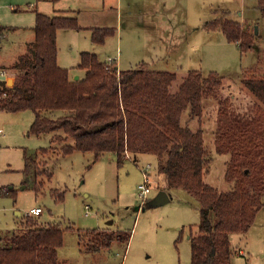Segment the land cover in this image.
I'll return each mask as SVG.
<instances>
[{
  "label": "rangeland",
  "instance_id": "rangeland-1",
  "mask_svg": "<svg viewBox=\"0 0 264 264\" xmlns=\"http://www.w3.org/2000/svg\"><path fill=\"white\" fill-rule=\"evenodd\" d=\"M6 1L19 7L22 17L32 16L35 21L34 7L29 10L26 5L28 8L23 10L20 6L27 0ZM257 3L258 0H42L41 7L49 16L55 10L73 11L78 19L80 29L57 33L58 64L68 69L74 79L85 76V71L77 67L83 52L94 53L103 62L115 59L122 70L145 64L150 70L174 72L177 79L172 93L179 91L190 71L205 75L215 72L224 77L221 100L235 93V101L229 102L232 110L246 114L259 102L241 84V74L253 71V76L264 77V17ZM223 10L248 31L255 30L256 50L242 55L238 45L228 42L222 31L204 27ZM31 22L24 20V26L13 27L18 32L0 38V72L7 78L14 79L9 68L34 41L33 31L28 30ZM97 28L112 29L114 33L104 43L96 44L92 35ZM218 110L219 105H209L200 119L193 120L188 119L186 111L182 123L193 130L205 129L212 157L205 182L219 191H228L232 188L225 180L229 157L216 153L210 135L219 124ZM61 115L63 111L50 113L52 118ZM34 118L30 110L0 111V192L14 190L13 194L0 193V234L17 230L25 215L40 207L43 213L38 219L42 224L54 222L64 230V244L58 249L63 264H192L190 227L197 233L199 203L183 189H168L165 176L157 172L155 155L130 154L119 165L112 153L95 162L90 152H56L47 160L49 176L42 178L43 184L36 191L31 182L25 183V153L33 156L37 150L50 147L54 134H29ZM144 173L149 175L150 194L142 201L138 185L144 181ZM54 191L63 192L64 198L56 199ZM161 191L171 195L170 202L149 205ZM91 230L129 235V240L119 238L109 246L92 248L97 241L87 233ZM230 241L234 251L231 264H264V209L248 233H232Z\"/></svg>",
  "mask_w": 264,
  "mask_h": 264
},
{
  "label": "trees",
  "instance_id": "trees-1",
  "mask_svg": "<svg viewBox=\"0 0 264 264\" xmlns=\"http://www.w3.org/2000/svg\"><path fill=\"white\" fill-rule=\"evenodd\" d=\"M257 8L264 17V0H258ZM34 12V41L9 68L14 84L0 85V111L30 110L35 118L29 134H54L50 147L33 156L25 153V183L31 182L38 191L42 178L51 171L47 160L56 152H90L95 162L112 153L119 165L130 154L155 155L157 172L165 176L168 189H183L199 203L197 233L190 227L192 264H231L230 234L248 233L264 209V77L253 76V71L241 74V84L259 102L246 114L232 110L229 102L235 101V93L221 100L224 77L215 72L190 71L179 91L172 93L177 79L174 72L150 70L145 64L122 70L116 63L83 52L77 67L85 76L75 80L58 64L57 33L80 29L77 17ZM204 27L222 31L242 55L258 47L255 30L250 32L229 18L226 10L206 21ZM15 29L0 26V38ZM113 33L112 29L97 28L92 40L102 44ZM209 105H219V124L210 135L216 153L229 157L225 180L232 188L228 191L205 182L206 167L212 160L205 129L193 130L182 123L186 111L189 120L200 119ZM54 111L64 115L52 118ZM52 195L64 198L60 191ZM87 233L97 241L92 248L109 246L119 238L129 240V235L121 233ZM63 244L60 226L54 222L45 225L38 217L25 215L17 230L0 234V264H63L58 255Z\"/></svg>",
  "mask_w": 264,
  "mask_h": 264
},
{
  "label": "crops",
  "instance_id": "crops-1",
  "mask_svg": "<svg viewBox=\"0 0 264 264\" xmlns=\"http://www.w3.org/2000/svg\"><path fill=\"white\" fill-rule=\"evenodd\" d=\"M27 1L28 2L21 1V3H20V6L23 7V10H25L26 9L25 6L28 5L29 10H30V7H34L36 11L40 10L44 14L48 13L47 10H44L41 7L42 0H27ZM20 11H21V9L19 7H17V9H16V7H13V5H9V2H7L6 0H0V26H3V27H14V26H19V25L24 26V20H27V19L30 21L33 20V22H31L29 24L30 29H28V30H30V31L32 30L34 33L33 28H34L35 23H36V13L34 12V14H35V21H34V17H32V16H28V18L27 17L24 18L25 16L22 17V15L19 14ZM58 14L75 15L73 11L71 13L70 11L55 10V13L53 15H50V16H54V15H58ZM18 31L19 30L16 28L13 31H11V30L7 31L6 33H7V36H9V35H11V33L18 32ZM7 36H6V38H8ZM114 61H115V59H114ZM115 63L118 67V64L116 61H115ZM18 215H20L19 212H18Z\"/></svg>",
  "mask_w": 264,
  "mask_h": 264
},
{
  "label": "built area",
  "instance_id": "built-area-1",
  "mask_svg": "<svg viewBox=\"0 0 264 264\" xmlns=\"http://www.w3.org/2000/svg\"><path fill=\"white\" fill-rule=\"evenodd\" d=\"M108 64H113L114 59L110 58L109 61H107ZM3 75L0 72V76ZM1 80V77H0ZM1 132V130H0ZM150 194V179L149 175L147 173H144V181L138 185V197L142 199V201H145L148 199V195ZM43 213V210L40 207L32 208L26 215L28 216H34L38 217ZM240 254H244L242 251H240Z\"/></svg>",
  "mask_w": 264,
  "mask_h": 264
},
{
  "label": "water",
  "instance_id": "water-1",
  "mask_svg": "<svg viewBox=\"0 0 264 264\" xmlns=\"http://www.w3.org/2000/svg\"><path fill=\"white\" fill-rule=\"evenodd\" d=\"M256 32H257V28H256ZM1 80H0V85L4 86H9L12 87L14 84V79L13 78H7V76L5 75H1ZM80 77L77 76L75 78V80H78ZM172 199L171 195L166 192V191H161L158 193V195L149 203V205L151 206H161L164 204H167L168 202H170V200Z\"/></svg>",
  "mask_w": 264,
  "mask_h": 264
}]
</instances>
